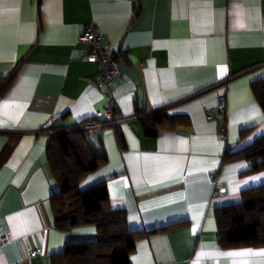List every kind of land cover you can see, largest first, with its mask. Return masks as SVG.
<instances>
[{
  "label": "crops",
  "instance_id": "1",
  "mask_svg": "<svg viewBox=\"0 0 264 264\" xmlns=\"http://www.w3.org/2000/svg\"><path fill=\"white\" fill-rule=\"evenodd\" d=\"M87 25L120 63L110 85L80 40ZM11 74L0 93V234L11 235L0 264H61L69 241L97 238L94 224L56 226L48 149L111 103L120 120L85 132L107 161L81 185L105 179L143 232L132 264H264V246H222L217 216L264 184L255 159L225 160L264 135L253 91L264 0H0V88ZM222 97L226 112L208 115Z\"/></svg>",
  "mask_w": 264,
  "mask_h": 264
},
{
  "label": "trees",
  "instance_id": "2",
  "mask_svg": "<svg viewBox=\"0 0 264 264\" xmlns=\"http://www.w3.org/2000/svg\"><path fill=\"white\" fill-rule=\"evenodd\" d=\"M1 85L6 90L13 75ZM256 98L264 105V78L253 85ZM163 115L160 114V117ZM244 157L255 159L253 169H264V135L240 150L229 152L225 160ZM48 158L60 191L54 195L55 224L71 229L81 224H94L97 238L69 241L62 264H132L131 255L143 232L130 228L128 211L115 207L107 195V181L100 179L87 188L83 179L107 161L87 138L85 131H59L53 135ZM220 242L224 247L264 246V184L243 192L237 203L222 206L217 211Z\"/></svg>",
  "mask_w": 264,
  "mask_h": 264
},
{
  "label": "built area",
  "instance_id": "3",
  "mask_svg": "<svg viewBox=\"0 0 264 264\" xmlns=\"http://www.w3.org/2000/svg\"><path fill=\"white\" fill-rule=\"evenodd\" d=\"M103 34L100 30L92 25H87L80 36V40L90 47L89 58L97 61L99 64V73L101 79L107 84H112L115 76L120 72L119 61L108 54V52L102 47ZM227 110V104L224 97L221 98L219 106L216 108H209L208 115L214 116L216 112L224 113ZM120 119L114 117V106L111 103L108 108L104 110V117L101 119L90 118L70 130H81L87 133H97L103 128L109 125H113ZM218 192H222V188L217 189ZM11 240L10 232H4L0 234V242L6 243ZM37 251H32L31 254L35 255Z\"/></svg>",
  "mask_w": 264,
  "mask_h": 264
}]
</instances>
